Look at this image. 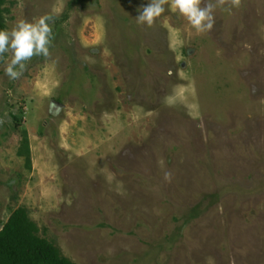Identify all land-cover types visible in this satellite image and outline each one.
Here are the masks:
<instances>
[{"label":"rangeland","instance_id":"374dc122","mask_svg":"<svg viewBox=\"0 0 264 264\" xmlns=\"http://www.w3.org/2000/svg\"><path fill=\"white\" fill-rule=\"evenodd\" d=\"M148 2L7 0V29L58 15L18 80L0 57V230L26 207L76 264H264V0L204 33Z\"/></svg>","mask_w":264,"mask_h":264},{"label":"clouds","instance_id":"9594fccd","mask_svg":"<svg viewBox=\"0 0 264 264\" xmlns=\"http://www.w3.org/2000/svg\"><path fill=\"white\" fill-rule=\"evenodd\" d=\"M223 0H149L138 9L136 22L152 27L157 18L170 9L182 16L197 33L211 31L215 25V13ZM240 0H231V7H239ZM54 15L44 14L33 20L21 19L11 29H0V57L10 54L4 75L10 81L18 80L33 57H49L53 40ZM3 120H0V125ZM170 179V174H165Z\"/></svg>","mask_w":264,"mask_h":264},{"label":"trees","instance_id":"16d2710c","mask_svg":"<svg viewBox=\"0 0 264 264\" xmlns=\"http://www.w3.org/2000/svg\"><path fill=\"white\" fill-rule=\"evenodd\" d=\"M7 0H0V29H7ZM20 119L18 115L15 116ZM0 264H76L40 235V227L26 207L13 211L0 230Z\"/></svg>","mask_w":264,"mask_h":264}]
</instances>
